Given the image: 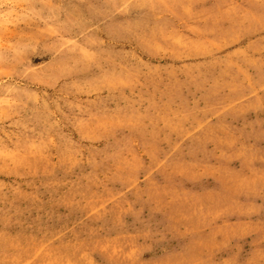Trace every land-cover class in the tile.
Masks as SVG:
<instances>
[{
  "label": "rangeland",
  "instance_id": "rangeland-1",
  "mask_svg": "<svg viewBox=\"0 0 264 264\" xmlns=\"http://www.w3.org/2000/svg\"><path fill=\"white\" fill-rule=\"evenodd\" d=\"M159 1L0 0V264H264V0L142 56Z\"/></svg>",
  "mask_w": 264,
  "mask_h": 264
},
{
  "label": "crops",
  "instance_id": "crops-1",
  "mask_svg": "<svg viewBox=\"0 0 264 264\" xmlns=\"http://www.w3.org/2000/svg\"><path fill=\"white\" fill-rule=\"evenodd\" d=\"M229 1L160 0L165 17V22L160 24V32H164L165 37L158 38V48L167 52H149L146 50V42L149 40L141 36L137 41H141L142 56L171 55L169 45L176 42L177 46L173 49L180 53L174 55L225 56V7ZM164 41H167L165 46ZM182 42H187L185 48Z\"/></svg>",
  "mask_w": 264,
  "mask_h": 264
}]
</instances>
